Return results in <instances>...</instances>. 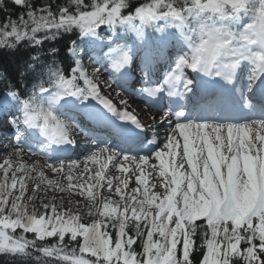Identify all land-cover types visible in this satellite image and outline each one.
<instances>
[{"label":"snow or ice","instance_id":"snow-or-ice-1","mask_svg":"<svg viewBox=\"0 0 264 264\" xmlns=\"http://www.w3.org/2000/svg\"><path fill=\"white\" fill-rule=\"evenodd\" d=\"M21 49L0 264H264V0H0Z\"/></svg>","mask_w":264,"mask_h":264},{"label":"trees","instance_id":"trees-1","mask_svg":"<svg viewBox=\"0 0 264 264\" xmlns=\"http://www.w3.org/2000/svg\"><path fill=\"white\" fill-rule=\"evenodd\" d=\"M61 48V53H63V44L57 45ZM29 53L23 49L15 52L14 54H9L7 52H0V67L6 68L9 75L12 77L13 81L16 78V68L24 60L28 58ZM31 210V209H30Z\"/></svg>","mask_w":264,"mask_h":264},{"label":"bare ground","instance_id":"bare-ground-1","mask_svg":"<svg viewBox=\"0 0 264 264\" xmlns=\"http://www.w3.org/2000/svg\"><path fill=\"white\" fill-rule=\"evenodd\" d=\"M104 78H105V76L102 77V80H103ZM101 88H102V94L108 96V98H109V99H112L114 103L118 102V98L116 97V94H115V93H112L111 95H109L110 90L107 89V88H105V87L103 86V84H101ZM123 95H124V97H125L126 99L129 100V102H132V101L134 100V99H133L132 97H130L128 94H127V95H126V94H123ZM132 106H133V104H132ZM142 114H144L143 111H142ZM6 142H7L6 140H2V139L0 138V153H3V151H4V145H5ZM1 158H3V155H0V159H1ZM80 159H83V157H81ZM35 161L37 162V165H38V166L42 165V163H43V161H42L41 158H39V157H36V158H35ZM110 171H111V169H110ZM52 178L57 179V176L53 175Z\"/></svg>","mask_w":264,"mask_h":264},{"label":"rangeland","instance_id":"rangeland-1","mask_svg":"<svg viewBox=\"0 0 264 264\" xmlns=\"http://www.w3.org/2000/svg\"><path fill=\"white\" fill-rule=\"evenodd\" d=\"M88 70L91 72V71L93 70L92 66L89 65V66H88ZM118 105H120V104L118 103ZM118 105H117V106H118ZM120 106H121V105H120ZM8 141H10V140H8ZM3 158H4V157H3ZM3 158L0 159V162L3 161ZM8 158H11V159H13V160L16 159L14 153H11V154L9 155ZM24 162H25V163H28L29 166H31L33 163L37 164V162L35 161V158H33V157L30 156V155H26V156L24 157ZM37 166H38V165H37ZM50 178H52V176H51ZM52 179H54V178H52Z\"/></svg>","mask_w":264,"mask_h":264}]
</instances>
